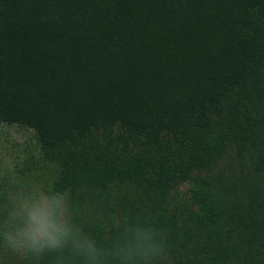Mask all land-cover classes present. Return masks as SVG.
Masks as SVG:
<instances>
[{
  "label": "trees",
  "instance_id": "1",
  "mask_svg": "<svg viewBox=\"0 0 264 264\" xmlns=\"http://www.w3.org/2000/svg\"><path fill=\"white\" fill-rule=\"evenodd\" d=\"M0 126V229L44 192L72 236L0 264H264V0H0Z\"/></svg>",
  "mask_w": 264,
  "mask_h": 264
},
{
  "label": "clouds",
  "instance_id": "2",
  "mask_svg": "<svg viewBox=\"0 0 264 264\" xmlns=\"http://www.w3.org/2000/svg\"><path fill=\"white\" fill-rule=\"evenodd\" d=\"M64 200L65 197L60 194L48 195L44 192L27 197H11V227L0 229L6 245L14 251L28 249L35 252L63 247L72 238L71 225L65 218ZM17 220L22 224H16ZM76 247L85 254L90 264H100L103 254L88 239H79ZM118 255L125 264H134L137 258L146 253L139 251V245H128L120 249Z\"/></svg>",
  "mask_w": 264,
  "mask_h": 264
},
{
  "label": "rangeland",
  "instance_id": "3",
  "mask_svg": "<svg viewBox=\"0 0 264 264\" xmlns=\"http://www.w3.org/2000/svg\"><path fill=\"white\" fill-rule=\"evenodd\" d=\"M26 138L27 136L19 130L0 126V165L2 167L9 165L13 168L18 161H21L19 156L23 154V146L20 149L18 147L25 144Z\"/></svg>",
  "mask_w": 264,
  "mask_h": 264
}]
</instances>
